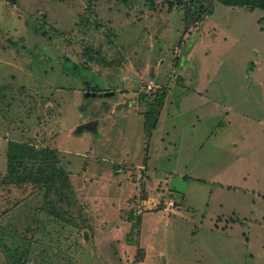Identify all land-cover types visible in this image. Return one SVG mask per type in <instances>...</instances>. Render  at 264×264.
Returning a JSON list of instances; mask_svg holds the SVG:
<instances>
[{
    "label": "rangeland",
    "instance_id": "374dc122",
    "mask_svg": "<svg viewBox=\"0 0 264 264\" xmlns=\"http://www.w3.org/2000/svg\"><path fill=\"white\" fill-rule=\"evenodd\" d=\"M87 86L116 96L82 108ZM160 92L148 132L143 113ZM93 119L97 133H75ZM10 143L56 152L70 218L1 183ZM22 236L27 264H264V10L0 0V264L17 255L1 244Z\"/></svg>",
    "mask_w": 264,
    "mask_h": 264
},
{
    "label": "trees",
    "instance_id": "16d2710c",
    "mask_svg": "<svg viewBox=\"0 0 264 264\" xmlns=\"http://www.w3.org/2000/svg\"><path fill=\"white\" fill-rule=\"evenodd\" d=\"M15 2V0H8ZM224 5H234L241 7H252L264 10V0H219ZM201 3L198 4L200 7ZM198 10L194 9V11ZM186 17L189 18L188 13ZM84 54L87 55L89 59H93V54H99L98 50H92L86 48ZM102 63H105L103 58H100ZM89 86V85H88ZM87 90L91 92H103L106 89H101L99 87H88ZM165 96L164 92L157 93L150 103L149 108L144 115V129L150 132V129L157 122L159 107L161 106V100ZM145 95L140 94V98L144 99ZM7 174L2 179L1 183L4 185L13 184L18 186L22 191V197L20 200H25L36 194L41 195L42 203L40 208H44L49 214L53 215L55 218L59 217L63 219L64 216L70 218V214H67L68 210L72 205L76 204L74 190L70 182L68 172L61 166L57 154L54 150L48 148H34L30 144H12L10 143L7 147ZM17 204V203H16ZM60 206V210L57 207ZM8 210V209H6ZM6 210L2 213L5 214ZM60 212V213H59ZM131 218V227L135 230L140 226L141 216L137 217L135 220ZM72 217L71 221L73 222ZM31 228V227H30ZM36 229H39L38 226ZM33 230L34 231L36 230ZM42 226V230H43ZM21 244L18 245H7L2 243L3 247L8 250H12L13 253L17 255L11 256V259L5 257L6 264H27V252L29 250L30 241L26 237L22 236L20 239ZM4 252L7 254L6 249ZM17 258H12V257ZM29 259V258H28Z\"/></svg>",
    "mask_w": 264,
    "mask_h": 264
},
{
    "label": "water",
    "instance_id": "95a60500",
    "mask_svg": "<svg viewBox=\"0 0 264 264\" xmlns=\"http://www.w3.org/2000/svg\"><path fill=\"white\" fill-rule=\"evenodd\" d=\"M116 96L115 91H103V92H89L85 94L84 98V104L81 106L82 108L86 107L89 102H92L94 99H105V98H114ZM122 106V103H119L117 107H115V110L118 111V109ZM97 126H98V120L93 119L87 122H84L82 124H79L76 129L75 133L79 134L84 131L91 132V133H97Z\"/></svg>",
    "mask_w": 264,
    "mask_h": 264
},
{
    "label": "built area",
    "instance_id": "2783aa9c",
    "mask_svg": "<svg viewBox=\"0 0 264 264\" xmlns=\"http://www.w3.org/2000/svg\"><path fill=\"white\" fill-rule=\"evenodd\" d=\"M149 89H150V87H149ZM144 203H145L144 201H141L139 203H134L132 205V209H131V213L130 214H131L133 220H135L137 217L142 215V210H143ZM172 203H174V202L170 201V202H167L166 204L168 205V207H171Z\"/></svg>",
    "mask_w": 264,
    "mask_h": 264
},
{
    "label": "crops",
    "instance_id": "0c3cea01",
    "mask_svg": "<svg viewBox=\"0 0 264 264\" xmlns=\"http://www.w3.org/2000/svg\"><path fill=\"white\" fill-rule=\"evenodd\" d=\"M122 103V106L118 109V110H120L123 106H124V102H121ZM117 105H118V103L116 102V104H115V106H114V108H113V110H114V112L116 111L115 110V107H117ZM127 156H129L128 155V153H127ZM135 167H140V168H143V169H147V164H144V165H137V166H135ZM179 194H176V193H174V197H176L177 198V196H178ZM182 198V197H181ZM180 207V205L177 207V208H175L176 210H178V208ZM173 215H175V213H173ZM142 220H143V217H142ZM142 220H141V222H142Z\"/></svg>",
    "mask_w": 264,
    "mask_h": 264
}]
</instances>
